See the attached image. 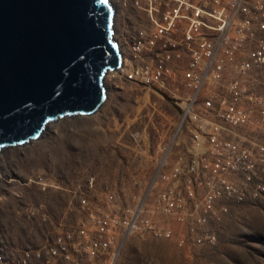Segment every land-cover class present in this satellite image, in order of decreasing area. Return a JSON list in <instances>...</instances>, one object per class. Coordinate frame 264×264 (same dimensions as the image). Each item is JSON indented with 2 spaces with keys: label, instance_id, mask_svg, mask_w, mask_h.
Segmentation results:
<instances>
[{
  "label": "built area",
  "instance_id": "obj_1",
  "mask_svg": "<svg viewBox=\"0 0 264 264\" xmlns=\"http://www.w3.org/2000/svg\"><path fill=\"white\" fill-rule=\"evenodd\" d=\"M109 2L120 63L103 83L153 92L176 118L149 167L78 196L75 230L16 255L2 245L0 264H115L132 236L212 245L233 204L264 197V0Z\"/></svg>",
  "mask_w": 264,
  "mask_h": 264
},
{
  "label": "rangeland",
  "instance_id": "obj_2",
  "mask_svg": "<svg viewBox=\"0 0 264 264\" xmlns=\"http://www.w3.org/2000/svg\"><path fill=\"white\" fill-rule=\"evenodd\" d=\"M106 94L95 113L63 116L37 139L0 150V246L9 254L75 230L84 218L80 194H99L102 185L120 180L127 184L130 169L151 165L157 142L176 118L174 109L135 86L106 88ZM35 175L53 186L41 190L31 180ZM115 264H264V197L233 204L212 245L187 249L132 236Z\"/></svg>",
  "mask_w": 264,
  "mask_h": 264
},
{
  "label": "water",
  "instance_id": "obj_3",
  "mask_svg": "<svg viewBox=\"0 0 264 264\" xmlns=\"http://www.w3.org/2000/svg\"><path fill=\"white\" fill-rule=\"evenodd\" d=\"M109 0H0V150L98 111L116 68Z\"/></svg>",
  "mask_w": 264,
  "mask_h": 264
},
{
  "label": "clouds",
  "instance_id": "obj_4",
  "mask_svg": "<svg viewBox=\"0 0 264 264\" xmlns=\"http://www.w3.org/2000/svg\"><path fill=\"white\" fill-rule=\"evenodd\" d=\"M104 84V83H103ZM105 86V85H104ZM106 96H107V94H106Z\"/></svg>",
  "mask_w": 264,
  "mask_h": 264
}]
</instances>
